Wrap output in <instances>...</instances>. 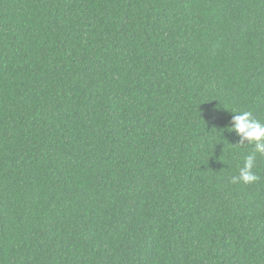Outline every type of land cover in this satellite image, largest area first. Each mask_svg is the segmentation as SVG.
Masks as SVG:
<instances>
[{
    "label": "trees",
    "instance_id": "obj_1",
    "mask_svg": "<svg viewBox=\"0 0 264 264\" xmlns=\"http://www.w3.org/2000/svg\"><path fill=\"white\" fill-rule=\"evenodd\" d=\"M0 264H264V0H0Z\"/></svg>",
    "mask_w": 264,
    "mask_h": 264
}]
</instances>
